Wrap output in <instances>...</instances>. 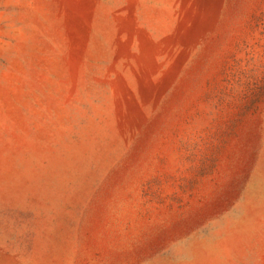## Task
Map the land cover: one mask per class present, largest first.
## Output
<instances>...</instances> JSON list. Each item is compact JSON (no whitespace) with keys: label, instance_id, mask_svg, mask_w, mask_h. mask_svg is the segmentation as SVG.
<instances>
[{"label":"rangeland","instance_id":"1","mask_svg":"<svg viewBox=\"0 0 264 264\" xmlns=\"http://www.w3.org/2000/svg\"><path fill=\"white\" fill-rule=\"evenodd\" d=\"M0 264H264V0H0Z\"/></svg>","mask_w":264,"mask_h":264}]
</instances>
